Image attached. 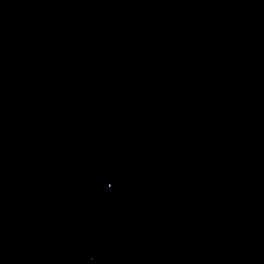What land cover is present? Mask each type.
I'll use <instances>...</instances> for the list:
<instances>
[{"label":"water","instance_id":"95a60500","mask_svg":"<svg viewBox=\"0 0 264 264\" xmlns=\"http://www.w3.org/2000/svg\"><path fill=\"white\" fill-rule=\"evenodd\" d=\"M0 264H264V0H0Z\"/></svg>","mask_w":264,"mask_h":264}]
</instances>
